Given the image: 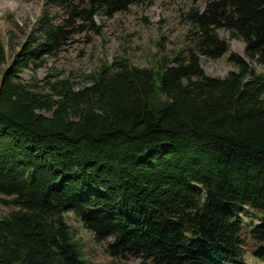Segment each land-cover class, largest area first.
Returning <instances> with one entry per match:
<instances>
[{
	"label": "trees",
	"instance_id": "16d2710c",
	"mask_svg": "<svg viewBox=\"0 0 264 264\" xmlns=\"http://www.w3.org/2000/svg\"><path fill=\"white\" fill-rule=\"evenodd\" d=\"M196 1V0H194ZM138 0H46L9 62L0 40V264H90L71 211L106 252L148 264H264V0L190 8L191 45L150 67L119 56L77 84L20 73L40 68L95 16ZM56 7L62 15L56 17ZM244 42V56L229 51ZM235 70L207 74L200 55ZM260 220V216H258Z\"/></svg>",
	"mask_w": 264,
	"mask_h": 264
},
{
	"label": "rangeland",
	"instance_id": "374dc122",
	"mask_svg": "<svg viewBox=\"0 0 264 264\" xmlns=\"http://www.w3.org/2000/svg\"><path fill=\"white\" fill-rule=\"evenodd\" d=\"M46 0H0V40L6 49L9 62L13 50L31 32L36 19L40 16ZM205 0H138L124 11H118L112 16L99 13L95 16L99 31L83 29L74 33L62 49L53 56H48L44 64L33 70L31 66L20 73L25 82L36 79L39 83L50 75L53 79L67 78L78 85L84 82L86 74L95 71L102 63H109L114 58L122 56L131 64L140 67H150L156 58L169 56L180 49L184 51L191 45L194 38L193 27L185 20V14L190 8H203ZM56 17L62 13L52 7ZM218 34L225 38L229 51L244 56V42L238 38H229L224 29H218ZM228 52L219 58H208L200 55L203 70L212 76H224L235 67L227 60ZM256 72L264 73V65L247 60ZM2 199L9 197L0 194V214H7L17 208ZM257 209H248L243 215L244 225L250 220L260 224ZM69 224L83 258L90 264H148L139 258L123 259L110 256L106 252V244L112 237L97 242L92 233L87 230L79 218L71 211L65 212ZM244 248L249 264H263L253 257L252 240L244 233Z\"/></svg>",
	"mask_w": 264,
	"mask_h": 264
},
{
	"label": "water",
	"instance_id": "95a60500",
	"mask_svg": "<svg viewBox=\"0 0 264 264\" xmlns=\"http://www.w3.org/2000/svg\"><path fill=\"white\" fill-rule=\"evenodd\" d=\"M260 223H264V215H260Z\"/></svg>",
	"mask_w": 264,
	"mask_h": 264
}]
</instances>
